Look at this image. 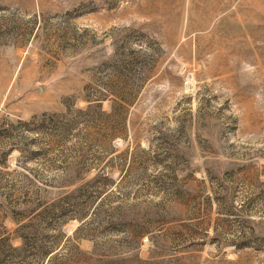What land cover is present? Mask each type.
<instances>
[{"label":"rangeland","instance_id":"1","mask_svg":"<svg viewBox=\"0 0 264 264\" xmlns=\"http://www.w3.org/2000/svg\"><path fill=\"white\" fill-rule=\"evenodd\" d=\"M0 264H264V0H0Z\"/></svg>","mask_w":264,"mask_h":264}]
</instances>
